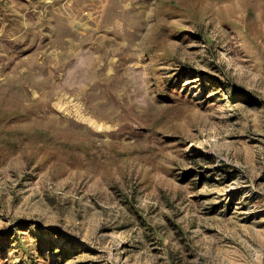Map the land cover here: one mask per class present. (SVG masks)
<instances>
[{"label":"rangeland","instance_id":"374dc122","mask_svg":"<svg viewBox=\"0 0 264 264\" xmlns=\"http://www.w3.org/2000/svg\"><path fill=\"white\" fill-rule=\"evenodd\" d=\"M0 264H264V0H0Z\"/></svg>","mask_w":264,"mask_h":264}]
</instances>
